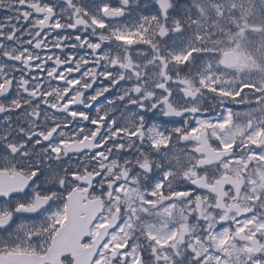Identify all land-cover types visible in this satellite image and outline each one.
I'll use <instances>...</instances> for the list:
<instances>
[{
	"label": "snow or ice",
	"instance_id": "obj_1",
	"mask_svg": "<svg viewBox=\"0 0 264 264\" xmlns=\"http://www.w3.org/2000/svg\"><path fill=\"white\" fill-rule=\"evenodd\" d=\"M0 264H264V0H0Z\"/></svg>",
	"mask_w": 264,
	"mask_h": 264
}]
</instances>
